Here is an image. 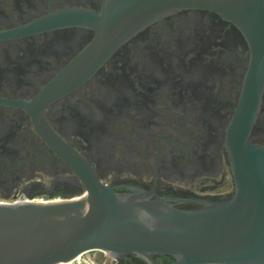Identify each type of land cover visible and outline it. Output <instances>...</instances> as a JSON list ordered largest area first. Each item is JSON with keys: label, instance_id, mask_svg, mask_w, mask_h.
Segmentation results:
<instances>
[{"label": "flooded vegetation", "instance_id": "obj_1", "mask_svg": "<svg viewBox=\"0 0 264 264\" xmlns=\"http://www.w3.org/2000/svg\"><path fill=\"white\" fill-rule=\"evenodd\" d=\"M121 1L0 0V196L85 190L36 115L118 191L179 208L234 191L226 131L250 65L244 34L199 7L131 32L116 27ZM250 140L264 144V91Z\"/></svg>", "mask_w": 264, "mask_h": 264}, {"label": "water", "instance_id": "obj_2", "mask_svg": "<svg viewBox=\"0 0 264 264\" xmlns=\"http://www.w3.org/2000/svg\"><path fill=\"white\" fill-rule=\"evenodd\" d=\"M217 11L244 34L251 52L243 93L226 131L235 189L179 208L154 190L105 184L44 121L38 131L78 173L85 190L43 201H0V264H92L90 251L145 264H264V144L250 140L264 91V0H122L116 27L135 31L168 12ZM169 256V262L157 257Z\"/></svg>", "mask_w": 264, "mask_h": 264}, {"label": "rangeland", "instance_id": "obj_3", "mask_svg": "<svg viewBox=\"0 0 264 264\" xmlns=\"http://www.w3.org/2000/svg\"><path fill=\"white\" fill-rule=\"evenodd\" d=\"M20 197H31L27 195H19V196H8V197H2L0 196V201H13L15 199H19ZM36 198H46L48 196L45 195H35ZM91 261L92 264H116L117 260L111 257L108 254H105V252H100L98 250H91L90 251Z\"/></svg>", "mask_w": 264, "mask_h": 264}, {"label": "bare ground", "instance_id": "obj_4", "mask_svg": "<svg viewBox=\"0 0 264 264\" xmlns=\"http://www.w3.org/2000/svg\"><path fill=\"white\" fill-rule=\"evenodd\" d=\"M20 200H27V197H26V198L19 199V201H20ZM43 200H44V198H34V199H33V201H43ZM98 251L101 252L102 250H98ZM102 252H105V251H102ZM105 254H107V253L105 252Z\"/></svg>", "mask_w": 264, "mask_h": 264}, {"label": "trees", "instance_id": "obj_5", "mask_svg": "<svg viewBox=\"0 0 264 264\" xmlns=\"http://www.w3.org/2000/svg\"><path fill=\"white\" fill-rule=\"evenodd\" d=\"M131 257H135V256H131Z\"/></svg>", "mask_w": 264, "mask_h": 264}]
</instances>
